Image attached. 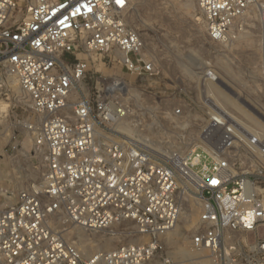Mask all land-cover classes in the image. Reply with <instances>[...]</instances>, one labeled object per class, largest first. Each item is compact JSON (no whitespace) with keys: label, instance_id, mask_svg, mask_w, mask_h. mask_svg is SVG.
<instances>
[{"label":"built area","instance_id":"built-area-1","mask_svg":"<svg viewBox=\"0 0 264 264\" xmlns=\"http://www.w3.org/2000/svg\"><path fill=\"white\" fill-rule=\"evenodd\" d=\"M131 1L0 0V123L11 80L42 160L14 202L0 191V264L168 263L164 238L188 191L201 206L189 251L264 264V155L215 91L238 108L246 84L261 95L264 0H196L225 80L205 67L193 88L159 65L129 21ZM56 223L127 241L84 256Z\"/></svg>","mask_w":264,"mask_h":264},{"label":"rangeland","instance_id":"rangeland-1","mask_svg":"<svg viewBox=\"0 0 264 264\" xmlns=\"http://www.w3.org/2000/svg\"><path fill=\"white\" fill-rule=\"evenodd\" d=\"M129 21L135 25L150 52L155 54L159 65L166 72L177 74L187 87L193 88L197 85L200 69L205 67L215 69L223 77L224 64L206 37L196 0H132ZM102 74L105 78L111 72L104 69ZM202 86L206 88L203 79ZM250 87L246 84L244 92L249 94L250 101L264 116V78L261 81L259 97L251 93ZM5 88L8 100L3 102L10 103L11 111L0 123V152L10 151L14 147L17 157L9 164L0 162V191H7V195L11 197L10 201L14 202L17 192L25 184V176L30 182L39 177L42 160L39 155L35 158L31 156L32 144L23 128V122L30 119L31 114L25 110V103H19L15 99L17 85L11 80H6ZM227 100L233 105L231 99ZM234 114L239 120L235 122L238 127L248 125L260 133V136H257L260 141L264 140V124L259 122L261 120L254 119L255 116L252 117L246 109L239 108L238 114ZM247 141L252 144L248 139ZM12 166L15 168L19 166L21 173H14ZM200 212V202L196 200L194 193L192 191L183 193L182 210L177 227L164 238L165 253L169 257V262L165 264H212L206 252H192L185 246L187 237L195 229ZM56 229L64 231V238L73 243L84 256L110 251L121 242L127 241L112 237L108 230L92 232L73 225L61 227L58 223ZM153 264L161 263L156 260Z\"/></svg>","mask_w":264,"mask_h":264},{"label":"bare ground","instance_id":"bare-ground-1","mask_svg":"<svg viewBox=\"0 0 264 264\" xmlns=\"http://www.w3.org/2000/svg\"><path fill=\"white\" fill-rule=\"evenodd\" d=\"M218 75H220V77L222 79L225 80V77H224V71H223V77L220 73H218ZM203 83L204 85H206V81L203 79ZM216 93L218 94V96L222 99H225L226 103L224 102L226 108H227V111L228 113L235 119L236 116L234 113H237L238 114V109L237 107H234L233 105L230 104V101L227 100L228 98H224V93L220 90H215ZM222 94V95H221ZM205 97V96H204ZM208 97V96H207ZM205 99V98H204ZM207 99V98H206ZM206 101V100H205ZM252 107V108H250ZM240 109H246L249 111L250 115H252V117H254V115L251 113V111L253 109H255L256 111V114H255V118L257 121L258 119L261 120L259 121L261 124H264V116L260 113V111L258 110V108L256 106H254V104L252 102H250V97L248 95V100L246 102V105L244 107H241ZM237 111V112H236ZM252 119L253 121H256ZM236 121L239 122V120L237 119ZM235 127L237 128L238 131H240L243 135H245V137L252 143L255 145V147L259 150H261L264 154V140L260 141V139L257 138V136H260V133L254 129H252L251 127H249L248 125H245V127H238V124L235 123ZM253 133V134H252Z\"/></svg>","mask_w":264,"mask_h":264}]
</instances>
